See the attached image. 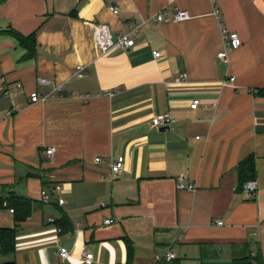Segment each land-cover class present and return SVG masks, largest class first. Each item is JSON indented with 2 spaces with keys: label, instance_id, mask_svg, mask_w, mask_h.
<instances>
[{
  "label": "crops",
  "instance_id": "obj_1",
  "mask_svg": "<svg viewBox=\"0 0 264 264\" xmlns=\"http://www.w3.org/2000/svg\"><path fill=\"white\" fill-rule=\"evenodd\" d=\"M164 7L192 17L156 21ZM136 21L134 47L101 52L94 22L117 36ZM10 29L34 34L33 55ZM226 31L242 40L229 63L218 56ZM162 112L174 118L165 130L151 122ZM252 157L249 192L239 166ZM180 175L195 189H179ZM19 198L33 208L18 223L10 199ZM16 225L0 264H87L83 246L92 264H264V0L0 3V229Z\"/></svg>",
  "mask_w": 264,
  "mask_h": 264
},
{
  "label": "built area",
  "instance_id": "obj_2",
  "mask_svg": "<svg viewBox=\"0 0 264 264\" xmlns=\"http://www.w3.org/2000/svg\"><path fill=\"white\" fill-rule=\"evenodd\" d=\"M1 3V2H0ZM111 10L116 13L118 12V8L116 6H112ZM175 20V21H186L189 20L192 15L191 13L186 10V9H181L178 8L172 14L170 13V10L167 7L162 8L157 14L154 16L156 21H164L169 18V16ZM144 23L143 22H132L130 24V29L124 34H119L117 36H114L112 34L111 27L107 23H99V22H94L92 24V31L94 35V39L96 44L99 46L100 50L102 53H108L112 49H127L134 47L136 42H137V32L139 31L141 25ZM224 41H225V48L218 53L219 58H221L225 63H229V56L228 53L230 50L237 49L242 45V40L241 37L237 32H228L226 31L224 33ZM154 56L156 57H161L162 52L156 50L153 52ZM87 74V71L85 69V66L82 64L77 65L75 75L78 77H84ZM184 78L187 77L186 74L183 76ZM235 78L232 77L231 80H234ZM177 81H180L181 78H177ZM39 82L41 84H48L49 80L47 78L40 77ZM20 86V85H19ZM62 91V86H59L55 89L53 92H47V93H40L39 91H34L31 93V101L32 102H38V101H44L47 100L50 97L55 96L56 92ZM108 95H112L111 92H108ZM94 95L87 94L85 95V99L88 100L89 98H92ZM201 103L200 99H194L193 102L191 103L192 108H197L199 104ZM8 114H11V112H8ZM174 118L169 112H162L158 113L155 116H153L151 122L154 127H163V126H169L173 122ZM55 151L54 147H50L47 149V154L49 156H53ZM97 162L102 161V157L98 156L95 158ZM124 168V162L120 160H115L112 161L111 163V169L112 173L114 175L119 174L122 172ZM177 187L179 189H195L194 184H186L185 183V177L183 175L178 176V181H177ZM244 190L253 192L256 190V182L255 180H249L247 181L244 186ZM57 190L61 189V185L56 186ZM42 198L43 200H48L49 198V193L47 190L42 191ZM60 203H62V200H60ZM102 205H105L104 203H101ZM12 212H14V209H11ZM53 220V219H50ZM106 224H111L114 222L113 218H106L104 221ZM219 224H223V221H219ZM58 253L61 258L66 259L69 256V250L61 246L59 247ZM82 253L84 257V261L87 264H92L94 260V253L89 251L87 247L83 246L82 248ZM159 258V256H157ZM166 260H172L175 258V254L171 251L167 252L166 255L164 256Z\"/></svg>",
  "mask_w": 264,
  "mask_h": 264
},
{
  "label": "trees",
  "instance_id": "obj_3",
  "mask_svg": "<svg viewBox=\"0 0 264 264\" xmlns=\"http://www.w3.org/2000/svg\"><path fill=\"white\" fill-rule=\"evenodd\" d=\"M5 0H0L4 2ZM10 33H13L14 36L22 43L25 44L29 51V56L34 54L36 39L34 34L26 37L19 32L10 29ZM256 177V167L254 158H248L242 162L239 166V187L243 188L244 184L249 180H254ZM10 205L14 209L15 218L17 222H22L27 219L32 211V202L25 198L19 199H10ZM18 232V226L15 227H6L0 229V252L9 254L14 252L16 244V236ZM128 250H129V260L133 255V247L131 241L128 239ZM5 264H15L14 261L6 262Z\"/></svg>",
  "mask_w": 264,
  "mask_h": 264
},
{
  "label": "water",
  "instance_id": "obj_4",
  "mask_svg": "<svg viewBox=\"0 0 264 264\" xmlns=\"http://www.w3.org/2000/svg\"><path fill=\"white\" fill-rule=\"evenodd\" d=\"M169 126H163V127H160L161 130H165L167 129Z\"/></svg>",
  "mask_w": 264,
  "mask_h": 264
}]
</instances>
